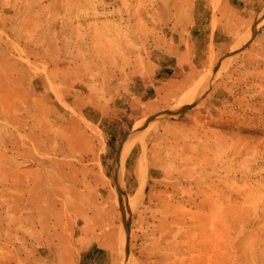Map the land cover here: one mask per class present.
Returning <instances> with one entry per match:
<instances>
[{"label":"rangeland","instance_id":"obj_1","mask_svg":"<svg viewBox=\"0 0 264 264\" xmlns=\"http://www.w3.org/2000/svg\"><path fill=\"white\" fill-rule=\"evenodd\" d=\"M0 264H264V0H0Z\"/></svg>","mask_w":264,"mask_h":264},{"label":"bare ground","instance_id":"obj_2","mask_svg":"<svg viewBox=\"0 0 264 264\" xmlns=\"http://www.w3.org/2000/svg\"><path fill=\"white\" fill-rule=\"evenodd\" d=\"M143 170V169H142ZM140 171V170H139ZM143 173V172H142Z\"/></svg>","mask_w":264,"mask_h":264}]
</instances>
